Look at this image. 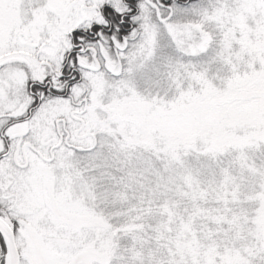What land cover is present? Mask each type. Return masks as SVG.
I'll list each match as a JSON object with an SVG mask.
<instances>
[{"label": "rangeland", "instance_id": "374dc122", "mask_svg": "<svg viewBox=\"0 0 264 264\" xmlns=\"http://www.w3.org/2000/svg\"><path fill=\"white\" fill-rule=\"evenodd\" d=\"M107 5L128 11L124 0H0V130L40 98L28 120L5 132L20 152L2 157L0 138V161L8 160L0 163L1 211L13 222L20 264H111L116 241L108 208L127 198L125 187L139 185L140 196L164 187L174 197V184L195 183L182 152L215 157L236 142L243 159L246 145L264 141V132L247 131L264 122V98H253L264 74V0H143L123 41L100 32L88 41L77 37L80 80L67 97L32 91L36 82L62 90L60 70L73 34L108 26ZM207 24L225 30L220 70L234 72L246 61L243 76L254 81L246 89L234 73L226 90L217 91L208 79L212 60L185 62L209 50ZM231 97L236 101L224 110L216 106ZM151 152L166 155V163L157 167L147 159ZM117 182H125L122 190ZM259 188L253 247L261 253L264 175Z\"/></svg>", "mask_w": 264, "mask_h": 264}, {"label": "trees", "instance_id": "16d2710c", "mask_svg": "<svg viewBox=\"0 0 264 264\" xmlns=\"http://www.w3.org/2000/svg\"><path fill=\"white\" fill-rule=\"evenodd\" d=\"M142 1L124 0L128 8L125 13L116 12L110 5L103 7L102 15L108 26L94 24L89 30L75 31L72 36L73 44L80 43L77 37L88 41L94 39L91 35L96 36L99 32L105 37L123 41L134 28L133 20L139 14L138 4ZM159 1L166 3L168 0ZM189 1L200 3L205 0ZM206 27L211 37L209 50L202 56L185 62L198 65L204 60H212L208 79L215 84L214 89L217 91L226 90V82L232 79L234 73L241 76L242 86L246 89L249 86L246 83L254 82L243 76L249 74L245 67L246 61L234 72L230 66L220 70L217 61L221 57L218 54L225 30L220 25L207 24ZM75 48L68 53L61 70L59 85L62 90L38 84L33 85L31 90L67 97L72 85L80 80V75L75 70L78 66L75 53L79 50ZM71 61L72 66L69 65ZM261 66L262 63L257 62L256 68L260 69ZM220 80L222 84L219 83ZM253 90L255 100L264 98L262 72ZM246 97L249 96H245L244 102L248 100ZM235 101L233 97L227 98L216 106L224 110L222 106ZM37 102L38 99L34 105ZM228 114L227 112L226 115ZM259 119L264 120V115ZM247 129L248 132H264V122L259 127L251 124ZM231 132L239 134L238 131ZM235 143H230L228 149L215 157L201 156L196 150L182 152L185 159L192 163L188 165L192 166L191 175L194 176L195 183L174 184L171 188L176 194L174 197L169 195L170 189L164 187L156 189V196L148 193L140 196L141 189L134 183L129 188L125 187L127 198L113 201L108 208V218L112 221L116 241V252L111 264H264V252L260 253L258 248L253 247L257 232L253 221L258 208L254 196L260 190L259 183L264 175V141L259 148L252 146V149V144L246 145L243 159H240L241 148L235 146ZM106 154L110 155L108 151ZM146 156L157 167L166 163V155L151 152ZM115 160L116 158L112 161ZM123 161L128 163L126 159ZM131 176L132 179L137 177L135 172ZM116 184L115 189L122 190L125 182ZM0 249L3 252L0 264H4L5 246L1 237Z\"/></svg>", "mask_w": 264, "mask_h": 264}, {"label": "flooded vegetation", "instance_id": "af4514ba", "mask_svg": "<svg viewBox=\"0 0 264 264\" xmlns=\"http://www.w3.org/2000/svg\"><path fill=\"white\" fill-rule=\"evenodd\" d=\"M29 85V84H28ZM10 119H12V120H9L3 127H2V129L0 130L1 131V133H0V138L3 140V144H4V147L6 148V153L5 154H2V155H0V156H2V157H7V156H9V153H13V151L14 150H16L18 153L20 152V147L18 146L17 148H15V145H14V142H13V138H11V139H9V137L7 136L6 137V135H5V132L7 131V130H9L13 125H15V124H18V123H21V122H23V121H25V120H28L29 119V107H28V110H27V112H26V115H25V117H21V118H15V119H13V117L12 118H10ZM15 136H17V133H16V135ZM11 148H13V149H11ZM9 152V153H8ZM1 157V159H3L2 161L4 162V161H8L7 159H4V158H2ZM2 161H0V163L2 162ZM13 166H15V167H17V168H20V169H23V170H27L28 169V166H29V164H22V165H19V164H12ZM2 208H3V204H2V201L0 200V217L11 227V229H12V231H13V233H14V236H15V239H16V231H15V229H14V227L12 226V224H13V222L11 221V219L9 218H7V217H4V215L2 214ZM3 241V240H2ZM20 260H21V256H20ZM75 264H86V262L84 261V260H79V261H77V262H75Z\"/></svg>", "mask_w": 264, "mask_h": 264}, {"label": "water", "instance_id": "95a60500", "mask_svg": "<svg viewBox=\"0 0 264 264\" xmlns=\"http://www.w3.org/2000/svg\"><path fill=\"white\" fill-rule=\"evenodd\" d=\"M0 235L7 250V264H20V254L17 249L15 237L7 223L0 219Z\"/></svg>", "mask_w": 264, "mask_h": 264}]
</instances>
